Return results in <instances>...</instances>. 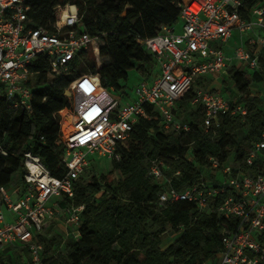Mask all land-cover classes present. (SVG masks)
Instances as JSON below:
<instances>
[{
    "label": "built area",
    "instance_id": "built-area-1",
    "mask_svg": "<svg viewBox=\"0 0 264 264\" xmlns=\"http://www.w3.org/2000/svg\"><path fill=\"white\" fill-rule=\"evenodd\" d=\"M179 6L181 32L178 25L163 26L154 37L137 38L154 55L157 71L150 79L143 74L146 78L135 88L134 97L104 88L98 74L71 82L70 105L54 114L60 128L57 145L65 149L66 174L55 177L39 156L24 152L23 183L11 192L0 185V250H26L28 264H44L41 236L48 235L58 219L63 221L65 240L79 239L85 206L69 200L75 197L76 182L90 159L120 161L137 122L151 120L154 111L162 117L165 131L179 136L190 133L192 126L178 121L173 111L199 77L233 82L226 94L217 88L200 89L190 100L202 109L205 133L219 129L225 116L248 115L244 94L235 89L230 71L264 76V7L255 6L245 14V0H180ZM30 11L26 0H0V97L27 116L34 113L40 72L33 66L40 57L48 59L50 81L68 75L78 54L89 52L95 43L99 50L102 45L99 38L84 32L75 4L56 8L51 31L35 28ZM255 86L259 95L250 93L249 98L264 99V80L252 83L249 92ZM0 152L7 155L1 148ZM167 170L162 160L150 162L149 176L163 185L161 206L189 201L225 221L237 220L233 229L222 230L223 249L212 264H264V132L240 162L223 164L210 158L200 183L185 191L173 184L181 173L168 175Z\"/></svg>",
    "mask_w": 264,
    "mask_h": 264
},
{
    "label": "trees",
    "instance_id": "trees-1",
    "mask_svg": "<svg viewBox=\"0 0 264 264\" xmlns=\"http://www.w3.org/2000/svg\"><path fill=\"white\" fill-rule=\"evenodd\" d=\"M26 2L31 7L29 16L34 27L50 31L58 6L77 5L84 32L102 42L100 50L95 43L96 54L100 51V56L110 62L97 68L89 61V52H82L69 64L68 75L48 81L49 62L40 57L33 66L40 74L34 90L32 116L11 109L0 97V148L7 154L0 152V185L5 187L16 173L23 174V183L26 151L39 156L55 177L64 176L65 149L57 145L60 128L54 114L70 105L71 97L66 92L71 82L82 75L98 74L104 88L114 89L129 98L125 83L130 71L136 68L148 76L157 71L154 55L141 47L137 38L154 37L161 27L177 26L181 21L180 0ZM255 6L264 7V0H245V14ZM149 68L154 69L150 71ZM230 72L235 89L244 94L248 115L225 116L219 129L205 133L202 109L190 104L198 90H216L212 88L214 79L203 76L173 111L178 121L192 126L190 133L179 136L165 131L163 119L155 111L151 120L140 119L122 159L111 161V172L106 175L91 173V178L86 180L84 171L76 182L75 197L69 202L85 206L81 215V237L65 240V235L56 231L47 247L46 240L50 237L41 236L44 264H212L215 261L223 249L222 230L225 227L233 229L237 220L225 221L215 212L200 211L189 201L161 206L159 195L163 185L149 176V168L152 160L164 161L168 175L181 173L173 184L177 190L185 191L200 183L210 158L219 159L223 164L242 161L264 132V99L249 98L251 84L264 80V76L235 69ZM222 82L223 85L227 83ZM228 90L230 88L225 86L222 93ZM181 110L186 112L188 120L180 118ZM189 154L194 162L189 160ZM115 173L119 176L117 179L113 177ZM150 224L157 231L151 232ZM168 229L179 232V238L164 245L161 236ZM15 251L19 257L27 259L25 264H28V252ZM10 262L7 255L0 253V264Z\"/></svg>",
    "mask_w": 264,
    "mask_h": 264
},
{
    "label": "rangeland",
    "instance_id": "rangeland-1",
    "mask_svg": "<svg viewBox=\"0 0 264 264\" xmlns=\"http://www.w3.org/2000/svg\"><path fill=\"white\" fill-rule=\"evenodd\" d=\"M235 40L236 39H233L231 44H234ZM88 59L91 63L95 64L97 68H100L101 65L104 63L110 62V59L102 58L100 56V52L97 55L95 52V47L89 51ZM153 69L149 68L150 71ZM143 74H144V72L141 73L136 68L133 69L132 71H130L129 79L125 83L126 90L130 94V96L134 97L135 88L137 87V85H139L144 80V78H146ZM147 78L150 79L151 77L148 76ZM232 85H233L232 81H228L225 85H223V83L221 81H214L212 83V88L213 89L217 88L221 92L225 86H227L228 88H231ZM258 92H259V87L255 86V88L253 87V89L251 90L250 93L253 95H257V94L259 95ZM116 94L120 95V92H117ZM253 98H254V96L251 97V99H253ZM179 114H180V116H181L180 118L182 120H188L189 119L186 112H184L183 110H181L179 112ZM188 158L190 161L194 162V158L191 154L188 155ZM88 171H90V173ZM111 171H112V162L106 158H99L98 156H96V157H94V159H92V161H90L89 166L85 169V176L84 177L86 180H89L91 178V175H92L91 173H96L99 175H101V174L106 175ZM206 173H207V171H206ZM113 177L117 179L119 176L117 173H115V174H113ZM22 179H23V174L22 173H16L13 177L12 182L6 187V190L8 192H11L13 189H15L21 183ZM62 226L59 228L57 227L59 230H54L53 232L49 230V232H47L48 237H50L46 240V242L48 243L47 247H49L50 239H51V237H53L55 235L56 231L64 234L65 229H64V226H63V228H62ZM149 226H150L151 232L157 231V229L155 227H152L151 224ZM161 237H162V240L164 242V245H167L171 242H174L175 240H177L179 238V232L168 229ZM7 252H8L7 253L8 257L11 260L10 264H25V259L19 257L18 254L15 251H13L12 247H9Z\"/></svg>",
    "mask_w": 264,
    "mask_h": 264
},
{
    "label": "crops",
    "instance_id": "crops-1",
    "mask_svg": "<svg viewBox=\"0 0 264 264\" xmlns=\"http://www.w3.org/2000/svg\"><path fill=\"white\" fill-rule=\"evenodd\" d=\"M181 26H182V23L180 22L179 24H178V27H177V31L178 32H181ZM6 216H7V218L8 219H10V216H9V214L8 213H6ZM54 225V226H53ZM64 226V224H63V221L62 220H60V219H58V220H55L54 222H52L51 223V225H50V228H49V230L50 231H54V230H59L58 228L59 227H61V226ZM63 226H62V228H63ZM58 227V228H57ZM8 251V248H4V249H2V250H0V253L1 254H5V255H7V252ZM13 251H15V249H13ZM16 252V251H15ZM17 253V252H16ZM8 256V255H7ZM27 259H25V263H27Z\"/></svg>",
    "mask_w": 264,
    "mask_h": 264
},
{
    "label": "water",
    "instance_id": "water-1",
    "mask_svg": "<svg viewBox=\"0 0 264 264\" xmlns=\"http://www.w3.org/2000/svg\"><path fill=\"white\" fill-rule=\"evenodd\" d=\"M66 94L71 97L70 91H67Z\"/></svg>",
    "mask_w": 264,
    "mask_h": 264
}]
</instances>
